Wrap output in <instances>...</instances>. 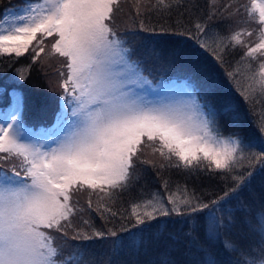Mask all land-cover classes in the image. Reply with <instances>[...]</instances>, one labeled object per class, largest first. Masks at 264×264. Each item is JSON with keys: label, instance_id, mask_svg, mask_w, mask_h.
<instances>
[{"label": "trees", "instance_id": "trees-1", "mask_svg": "<svg viewBox=\"0 0 264 264\" xmlns=\"http://www.w3.org/2000/svg\"><path fill=\"white\" fill-rule=\"evenodd\" d=\"M22 1L28 0H0V16ZM252 2H114L108 21L122 33L130 58L154 81H186L213 115L219 135L235 146L221 160L183 158L144 139L126 181L101 191L75 186L70 218L62 227H43L58 261L264 262V27L249 17ZM45 43L37 49L33 43L27 49L0 45V105L19 94L22 119L35 128L50 120L62 80L69 78ZM16 153L0 149V168L15 169ZM228 192V211L209 219V207Z\"/></svg>", "mask_w": 264, "mask_h": 264}, {"label": "rangeland", "instance_id": "rangeland-1", "mask_svg": "<svg viewBox=\"0 0 264 264\" xmlns=\"http://www.w3.org/2000/svg\"><path fill=\"white\" fill-rule=\"evenodd\" d=\"M115 1H28L10 8L0 22V45L27 49L33 43L37 49L45 34L55 33L53 50L69 58L77 89L62 111L68 113L63 125L52 131L23 122L19 94L0 105V148L19 153L30 175L27 180L0 168V264H61L43 227H62L70 218L75 186L101 191L126 181L144 139L183 158L206 154L221 160L233 151L235 141L217 133L189 84L153 82L130 60L108 21ZM248 7L249 17L264 27V0ZM231 193L209 207V219L228 211Z\"/></svg>", "mask_w": 264, "mask_h": 264}]
</instances>
